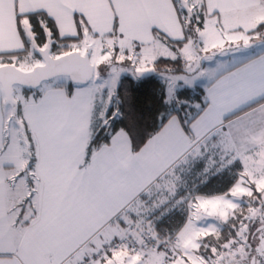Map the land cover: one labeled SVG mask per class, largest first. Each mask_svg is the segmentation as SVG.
Instances as JSON below:
<instances>
[{"label":"snow or ice","instance_id":"obj_1","mask_svg":"<svg viewBox=\"0 0 264 264\" xmlns=\"http://www.w3.org/2000/svg\"><path fill=\"white\" fill-rule=\"evenodd\" d=\"M0 264H264V0H0Z\"/></svg>","mask_w":264,"mask_h":264},{"label":"trees","instance_id":"obj_2","mask_svg":"<svg viewBox=\"0 0 264 264\" xmlns=\"http://www.w3.org/2000/svg\"><path fill=\"white\" fill-rule=\"evenodd\" d=\"M127 83V81H125ZM157 101L147 87L132 91L129 98L125 101L123 111L125 112L124 124H136L143 128L151 123V118L155 110ZM123 126L118 123L117 127ZM222 179L212 180L206 188L203 189L207 193H215L222 187ZM179 216L173 217V222H178Z\"/></svg>","mask_w":264,"mask_h":264}]
</instances>
